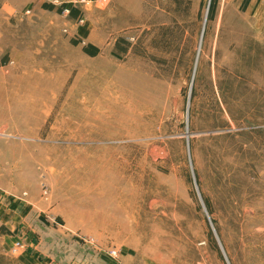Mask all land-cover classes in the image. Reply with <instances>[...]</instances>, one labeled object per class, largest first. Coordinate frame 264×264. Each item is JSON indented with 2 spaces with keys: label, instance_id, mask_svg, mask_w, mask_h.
<instances>
[{
  "label": "rangeland",
  "instance_id": "rangeland-1",
  "mask_svg": "<svg viewBox=\"0 0 264 264\" xmlns=\"http://www.w3.org/2000/svg\"><path fill=\"white\" fill-rule=\"evenodd\" d=\"M211 1L0 3V264H264V0Z\"/></svg>",
  "mask_w": 264,
  "mask_h": 264
},
{
  "label": "bare ground",
  "instance_id": "bare-ground-1",
  "mask_svg": "<svg viewBox=\"0 0 264 264\" xmlns=\"http://www.w3.org/2000/svg\"><path fill=\"white\" fill-rule=\"evenodd\" d=\"M102 70V69H101ZM113 76V75H112ZM109 78V77H108ZM102 84V83H101ZM123 88V87H122ZM113 90L112 84L110 85L108 82L104 83L100 90L101 95H103V100H100L101 105L104 104V102L108 103H115V100L113 99L114 94L111 92ZM114 91V90H113ZM116 97V96H115ZM118 108V107H117ZM109 125V124H108Z\"/></svg>",
  "mask_w": 264,
  "mask_h": 264
},
{
  "label": "crops",
  "instance_id": "crops-1",
  "mask_svg": "<svg viewBox=\"0 0 264 264\" xmlns=\"http://www.w3.org/2000/svg\"><path fill=\"white\" fill-rule=\"evenodd\" d=\"M11 1L12 0H0V3H4V4H6L7 6H8V9H12L13 11L15 10V9H18V8H20L22 5H23V0H13L14 1V4H10L11 3ZM15 12V11H14ZM17 12V11H16ZM0 13L1 14H3V16L4 17H7L8 15V17H11L10 15H11V13L10 14H8L7 13V10H2V11H0ZM7 13V14H6ZM6 14V15H5ZM14 16H15V13L13 14Z\"/></svg>",
  "mask_w": 264,
  "mask_h": 264
},
{
  "label": "trees",
  "instance_id": "trees-1",
  "mask_svg": "<svg viewBox=\"0 0 264 264\" xmlns=\"http://www.w3.org/2000/svg\"><path fill=\"white\" fill-rule=\"evenodd\" d=\"M45 6L49 9H53L54 6L53 5H50V4H45ZM214 8H215V0H212L211 1V4H210V15L214 12ZM59 11H62V8H60ZM70 14L71 15H76L77 14V10L75 8H72L71 11H70ZM90 47H93V46H90ZM91 49V50H89ZM86 48V50L90 53V54H95V50H93L94 48Z\"/></svg>",
  "mask_w": 264,
  "mask_h": 264
},
{
  "label": "built area",
  "instance_id": "built-area-1",
  "mask_svg": "<svg viewBox=\"0 0 264 264\" xmlns=\"http://www.w3.org/2000/svg\"><path fill=\"white\" fill-rule=\"evenodd\" d=\"M53 3L60 4V5H66L68 3H73V4H88L91 2H95L97 0H49Z\"/></svg>",
  "mask_w": 264,
  "mask_h": 264
}]
</instances>
